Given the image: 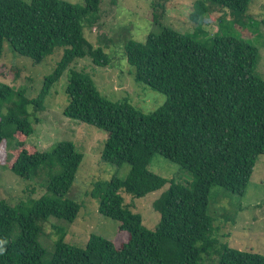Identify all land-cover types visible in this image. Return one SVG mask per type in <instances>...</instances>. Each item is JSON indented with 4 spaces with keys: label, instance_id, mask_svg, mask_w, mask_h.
<instances>
[{
    "label": "trees",
    "instance_id": "obj_1",
    "mask_svg": "<svg viewBox=\"0 0 264 264\" xmlns=\"http://www.w3.org/2000/svg\"><path fill=\"white\" fill-rule=\"evenodd\" d=\"M251 2L195 0L191 18L198 25L188 32L160 22L152 4L153 27L159 32L149 33L144 43L131 39L124 45L135 81L166 97L161 107L144 114L128 101L104 98L90 75L71 69L84 58L102 68L111 64L112 39L102 34L94 44L84 33L101 20L102 0L77 5L67 0H0V59L5 42L34 64L62 51L36 98L0 80V151L8 143L14 146L4 166L46 187L39 199L32 197L36 188H31L29 197L14 206L0 200V264H264V255L219 244L215 218L209 214L212 189L243 196L257 159L264 156V79L256 71L257 47L218 32L208 37L202 25L206 14L218 12L220 31L229 15L247 27ZM199 34L207 41H197ZM67 71L64 115L106 133L103 161L131 166L126 179L98 182L91 192L100 214L117 221L127 235L119 246L99 235H91L85 248L72 246L60 225L51 226L58 237L51 248L40 241L50 236V219L73 223L81 209L68 193L83 154L72 142H61L51 151L27 143L34 133L31 118L46 110L52 87ZM155 155L179 165L192 181L184 185L153 173ZM167 184L169 189L153 204L160 222L149 230L125 196L140 199Z\"/></svg>",
    "mask_w": 264,
    "mask_h": 264
},
{
    "label": "rangeland",
    "instance_id": "obj_2",
    "mask_svg": "<svg viewBox=\"0 0 264 264\" xmlns=\"http://www.w3.org/2000/svg\"><path fill=\"white\" fill-rule=\"evenodd\" d=\"M30 3L31 0H22ZM72 4H82L83 0H67ZM102 0L101 20L92 30L85 29V36L94 44L102 35H107L113 43L108 49L111 64L102 68L93 64L90 58L76 60L71 69L85 71L94 80L100 94L112 102L128 101L134 108L149 114L161 107L166 97L134 79V69L128 65L124 56V45L128 40L140 43L146 41L149 33L159 31L153 27L152 4L160 22L166 26L188 32L195 30L197 23L192 18L195 0ZM220 13L204 17L203 28L212 37L232 36L259 49L260 60L256 66L257 73L264 79V0H252L247 15L249 25L234 23L233 17H226L219 30ZM194 32V31H193ZM192 32V33H193ZM205 35H198L197 41L206 42ZM57 50L41 64H34L27 57L15 53L8 42L4 43L0 59V80L12 86L15 91H23L30 98H36L43 86L44 79L50 76L60 61L62 51ZM69 71L52 87L46 99L44 112L36 113L31 118L33 135L28 139L29 145L40 151H51L61 142H72L76 150L83 154V161L78 169L76 179L68 193V198L77 202L80 212L73 223L50 219L46 239H40L46 248L58 240L51 226L60 225L66 229L65 242L79 248H85L91 235H99L117 246L127 241V235L119 231V223L104 217L99 212V201L91 196L94 185L98 182L111 181L114 177L126 179L131 171L129 164L115 167L102 160L101 154L106 144L104 131L67 118L64 110L68 105L66 88ZM32 111V108L30 109ZM12 143L0 151V200L14 206L29 197L36 188L33 198L39 199L46 192V187L36 185V180H24L16 176L7 167L12 156ZM3 153V154H2ZM150 170L164 177L174 179L177 183L188 184L192 176L181 167L166 158L155 155ZM46 180V177H45ZM170 187L150 193L143 198L133 199L125 196L126 203L134 213L143 218V225L155 230L160 222V214L155 211L154 202ZM32 188V189H31ZM209 214L215 218L217 231L215 237L219 244H227L240 251H249L264 255V156L257 159L251 180L243 196L214 187L209 197ZM205 264H212L208 261Z\"/></svg>",
    "mask_w": 264,
    "mask_h": 264
},
{
    "label": "clouds",
    "instance_id": "obj_3",
    "mask_svg": "<svg viewBox=\"0 0 264 264\" xmlns=\"http://www.w3.org/2000/svg\"><path fill=\"white\" fill-rule=\"evenodd\" d=\"M3 242H0V245H2ZM0 250H2V247H0Z\"/></svg>",
    "mask_w": 264,
    "mask_h": 264
}]
</instances>
